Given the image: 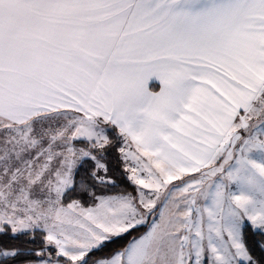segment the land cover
I'll use <instances>...</instances> for the list:
<instances>
[{
  "label": "snow or ice",
  "instance_id": "snow-or-ice-1",
  "mask_svg": "<svg viewBox=\"0 0 264 264\" xmlns=\"http://www.w3.org/2000/svg\"><path fill=\"white\" fill-rule=\"evenodd\" d=\"M0 264H264V0H0Z\"/></svg>",
  "mask_w": 264,
  "mask_h": 264
},
{
  "label": "trees",
  "instance_id": "trees-1",
  "mask_svg": "<svg viewBox=\"0 0 264 264\" xmlns=\"http://www.w3.org/2000/svg\"><path fill=\"white\" fill-rule=\"evenodd\" d=\"M80 146H82V145H80ZM109 151H110V156H109L110 165L117 167L119 169V171H113L110 174L116 178L117 184L119 186L115 187V188L107 189V190H105V192L103 194L116 195L125 189L128 191H131L132 190L131 186L128 184V182L126 180L122 179V165L117 164V160H116L117 153L115 152L114 149H110ZM89 204H90V201H86L85 206H89ZM123 243H125V241H119L116 245H113L112 247L113 248L120 247L123 245Z\"/></svg>",
  "mask_w": 264,
  "mask_h": 264
},
{
  "label": "crops",
  "instance_id": "crops-1",
  "mask_svg": "<svg viewBox=\"0 0 264 264\" xmlns=\"http://www.w3.org/2000/svg\"><path fill=\"white\" fill-rule=\"evenodd\" d=\"M152 87H153L154 90H158V86L157 85L153 84Z\"/></svg>",
  "mask_w": 264,
  "mask_h": 264
},
{
  "label": "rangeland",
  "instance_id": "rangeland-1",
  "mask_svg": "<svg viewBox=\"0 0 264 264\" xmlns=\"http://www.w3.org/2000/svg\"><path fill=\"white\" fill-rule=\"evenodd\" d=\"M78 146H80V145H78Z\"/></svg>",
  "mask_w": 264,
  "mask_h": 264
}]
</instances>
